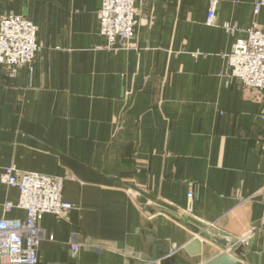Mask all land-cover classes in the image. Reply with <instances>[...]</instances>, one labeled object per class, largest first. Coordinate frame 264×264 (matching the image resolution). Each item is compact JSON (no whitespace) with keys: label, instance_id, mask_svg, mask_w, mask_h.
<instances>
[{"label":"crops","instance_id":"obj_1","mask_svg":"<svg viewBox=\"0 0 264 264\" xmlns=\"http://www.w3.org/2000/svg\"><path fill=\"white\" fill-rule=\"evenodd\" d=\"M133 1L132 45L108 49L100 0H0V17L31 22L41 46L13 76L0 65V175L60 177L76 207L41 217L39 264H150L162 248L209 264L234 240L236 264H264V98L227 67L264 8L223 0L207 26L210 0ZM18 198L0 181V219L25 218L4 209Z\"/></svg>","mask_w":264,"mask_h":264},{"label":"built area","instance_id":"obj_2","mask_svg":"<svg viewBox=\"0 0 264 264\" xmlns=\"http://www.w3.org/2000/svg\"><path fill=\"white\" fill-rule=\"evenodd\" d=\"M223 0H210L205 24L215 26L219 5ZM264 8V0H253V13L258 14ZM137 10L133 0H100L98 12L99 34L106 40L108 49H126L132 44L138 24ZM228 34L234 35L236 25H222ZM41 46L36 39V28L28 20L13 15L0 17V65L6 67L13 76L16 68L30 65ZM228 79L236 81L241 88L251 94L254 100L264 98V29L252 26L246 30L245 39H237L227 56ZM264 120V109L260 113ZM1 183L18 190L16 205L5 204V211L17 207L25 211L23 220L0 219V264H39L37 249L42 240V231L38 224L44 214L62 217L76 208L63 201L64 181L38 173H19L14 167L5 169L0 175ZM261 194V193H260ZM258 194V195H260ZM256 195L248 197L252 200ZM191 212L193 194H187ZM211 227L212 224H206ZM73 253L79 246L71 242ZM240 245L239 241L227 243L224 255H231Z\"/></svg>","mask_w":264,"mask_h":264},{"label":"water","instance_id":"obj_3","mask_svg":"<svg viewBox=\"0 0 264 264\" xmlns=\"http://www.w3.org/2000/svg\"><path fill=\"white\" fill-rule=\"evenodd\" d=\"M195 243V244H193ZM193 243H190L188 245H186V247H184V250L187 252V253H190V248L192 247L191 244L193 245H200L199 241L197 242H193ZM224 247H226L227 245V242H224L223 243ZM242 252V249L241 248H238L237 250H235V253L237 255H240V253ZM199 253L195 254V255H198ZM176 257H174L173 254L169 253V250L167 248H162L161 251L159 250L158 253H154V252H151L149 255H148V260L150 262V264H181V263H178L176 262ZM236 260L230 256V255H222L220 258H218L217 260L209 263V264H236ZM185 264H188V263H185Z\"/></svg>","mask_w":264,"mask_h":264}]
</instances>
